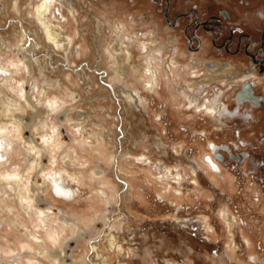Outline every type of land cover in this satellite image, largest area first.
Returning a JSON list of instances; mask_svg holds the SVG:
<instances>
[{"label": "rangeland", "instance_id": "1", "mask_svg": "<svg viewBox=\"0 0 264 264\" xmlns=\"http://www.w3.org/2000/svg\"><path fill=\"white\" fill-rule=\"evenodd\" d=\"M172 2L173 13L198 4ZM262 3L251 7L262 13ZM161 9L151 0H0V264H264V119L216 129L217 120L182 105L186 97L173 86L202 77H191L187 41ZM48 25L67 35L66 48L50 39ZM147 68L161 76L155 92L143 88ZM37 76L50 94L71 89L76 102L53 119L82 123L92 141L77 144L60 128L64 166L83 173L62 182L75 191L70 200L40 183L47 151L26 180L36 160L29 145L44 147L33 130L50 112L34 99ZM137 92L142 100H130ZM213 142L237 143L249 156L213 172L203 159ZM48 209L54 230L37 214Z\"/></svg>", "mask_w": 264, "mask_h": 264}, {"label": "flooded vegetation", "instance_id": "2", "mask_svg": "<svg viewBox=\"0 0 264 264\" xmlns=\"http://www.w3.org/2000/svg\"><path fill=\"white\" fill-rule=\"evenodd\" d=\"M151 1L162 7L160 12L170 29L182 31L187 41V50L193 56L189 61L193 71L190 73L191 77H202L200 82L187 80V88L173 86L174 92H181L186 97L182 105L187 110L198 112L200 115H209L217 120L216 129H222V125L227 124L228 120H238L240 123L262 122L263 120H258L256 111L264 112V12L256 13V18L261 24L251 33L246 21L235 19L231 7H217L220 3L218 1L212 5L214 8L196 3L175 13H173L175 8L172 0ZM236 2L250 7L257 0H236ZM262 6L264 7V3ZM177 40L175 39L174 42L177 43ZM152 50L156 55L155 59L159 62L163 56L162 50L156 46H153ZM172 50L173 53L179 51L177 46H173ZM196 55H204V58H197ZM172 62L173 60L170 63ZM170 63H166L164 68L167 75H171ZM175 63L179 64L177 61ZM147 69L148 78L143 88L155 92L161 86V76L159 77L153 69H150L152 72L148 74ZM153 77L156 79L151 84ZM128 95L131 100L136 96L140 97V101L142 100L140 92L135 96L133 93ZM199 133L205 135L204 131ZM213 143L211 145L209 143L210 154L203 156L213 172H221L220 165L225 168L228 160L240 164L249 156L246 151L234 150L237 146L240 147L237 143H233L232 147ZM216 151L220 153L221 159L216 157ZM212 163L219 167V171L213 168ZM208 223L212 226L211 222Z\"/></svg>", "mask_w": 264, "mask_h": 264}, {"label": "clouds", "instance_id": "3", "mask_svg": "<svg viewBox=\"0 0 264 264\" xmlns=\"http://www.w3.org/2000/svg\"><path fill=\"white\" fill-rule=\"evenodd\" d=\"M26 67H21L20 72H26ZM17 73V75L20 74ZM17 88L19 89V95L21 99L24 98V80H19L16 82ZM32 90L37 95L34 96L37 104L42 105L50 109L47 120L41 123L38 127H36L33 131L39 137L41 144L44 146L43 148H37L35 145H29V151L35 153L36 160H34L31 166L28 169L26 174V180L30 183V177L34 170L41 167L40 164V156L41 153L47 151L50 155V160L48 166L40 172L41 185L48 184L50 186L51 191L55 192L56 186L65 182V178L73 179L74 176L79 175L81 180L83 179L82 172L74 173L69 168L65 167V155H61V146L63 145V136L60 132L61 127H65L68 130L69 135L74 137V142L79 144H91V138L85 137L84 135V125L79 122H74L72 119L66 120L63 124L57 123L53 117L57 112L74 104L76 101L73 99V93L70 88L65 87L62 93L59 94H50L48 87L46 86V82L44 84H40L39 76L33 79L32 81ZM191 107V105H189ZM4 131H7L5 129ZM12 145L8 144V148L11 149ZM74 165H78L80 169H84L88 167V162L86 160H74ZM18 167V166H17ZM170 175L171 169L166 170ZM6 179L8 177H5ZM20 179L19 176L16 177ZM164 177H157V179H163ZM177 181H179L180 177H173ZM72 190V189H69ZM178 191V190H177ZM37 214L41 217H47L46 223L49 228L53 229L58 224V221L51 215V210H37ZM223 214V213H222Z\"/></svg>", "mask_w": 264, "mask_h": 264}, {"label": "bare ground", "instance_id": "4", "mask_svg": "<svg viewBox=\"0 0 264 264\" xmlns=\"http://www.w3.org/2000/svg\"><path fill=\"white\" fill-rule=\"evenodd\" d=\"M51 1H53V0H51ZM49 8H51V3L50 4H48V2L46 3V5H45V8H44V11L42 12L43 13V17L44 18H46V16L48 15V12H49ZM44 20V19H43ZM45 22H46V19H45ZM44 22V23H45ZM45 25V24H44ZM46 26V25H45ZM47 30H48V32H49V35H50V39H53L56 43H63L64 42V46H65V48L67 47V45H69L68 43H66V40H67V35L60 29V28H58V27H55V26H52V25H48V27H47ZM127 53L128 54H130V50H129V48L127 49ZM148 71V74L150 73V69H147ZM3 71H6L5 69L3 70ZM7 72V71H6ZM152 72V71H151ZM153 76V75H152ZM156 76V75H155ZM155 77H153L152 78V81H151V84L155 81ZM147 84H148V81L146 82V86H147ZM150 83H149V85H151ZM131 100V99H130ZM0 129H1V127H0ZM3 157H4V155H3V153L1 152V150H0V161H2L3 160ZM66 157H67V155H66ZM209 161H210V159H209ZM212 165H213V168L214 169H216V170H218L219 169V167H217V165L216 164H214V163H212ZM219 171V170H218ZM179 174V173H178ZM14 184H15V186H16V189H18L19 187H20V180L19 179H17L15 182H14ZM56 192L60 195V196H62V197H64L65 199H68V200H70V199H72V198H74V196H75V191L72 189V190H69V188H67L63 183H61V184H59V185H57L56 186ZM177 190V189H176ZM29 197L28 198H30L31 196L30 195H28ZM228 219V218H227ZM208 226H210V225H208ZM248 241H249V244H250V240L248 239ZM248 243V242H247Z\"/></svg>", "mask_w": 264, "mask_h": 264}, {"label": "crops", "instance_id": "5", "mask_svg": "<svg viewBox=\"0 0 264 264\" xmlns=\"http://www.w3.org/2000/svg\"><path fill=\"white\" fill-rule=\"evenodd\" d=\"M224 2L226 5L231 7L234 11V18L246 21L249 26V31L254 32L256 26H259L261 22L256 18L257 11L250 7L237 4L235 0H198V3L205 5L206 7L212 6L215 2ZM258 120H263L264 115H256Z\"/></svg>", "mask_w": 264, "mask_h": 264}, {"label": "water", "instance_id": "6", "mask_svg": "<svg viewBox=\"0 0 264 264\" xmlns=\"http://www.w3.org/2000/svg\"><path fill=\"white\" fill-rule=\"evenodd\" d=\"M215 155H216L217 158H220V159L222 158L221 155H220V153L217 152V151L215 152Z\"/></svg>", "mask_w": 264, "mask_h": 264}]
</instances>
